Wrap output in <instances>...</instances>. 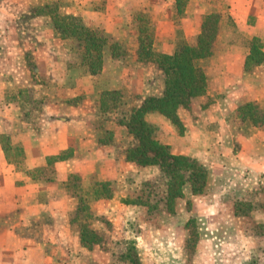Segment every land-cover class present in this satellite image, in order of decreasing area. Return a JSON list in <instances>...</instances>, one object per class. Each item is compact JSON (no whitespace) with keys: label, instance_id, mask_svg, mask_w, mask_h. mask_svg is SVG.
<instances>
[{"label":"crops","instance_id":"0c3cea01","mask_svg":"<svg viewBox=\"0 0 264 264\" xmlns=\"http://www.w3.org/2000/svg\"><path fill=\"white\" fill-rule=\"evenodd\" d=\"M143 1L141 14L149 22L151 17L154 19L156 40L160 43L152 44V37L150 50L154 54L170 55L180 40L195 43L203 17L212 12L217 0H190L194 2V9L180 21L171 19V10H177L176 0ZM48 2L0 0V264H52L55 257L48 253L47 247L79 245V238L65 229L71 214L77 210L78 201L68 195L63 183L71 174L87 176L90 173L99 182H106L114 178V168L120 164L113 155L115 148L103 141L100 127L92 121L98 109L90 107L89 102L91 98L98 99L101 91L121 89L128 72L135 91L144 90L143 83L150 77L142 78L144 82L139 84L138 71L149 65L153 68L149 60L139 58L143 52L139 48L138 27L129 21L128 29L123 21L124 9H131L135 0H128L125 8L121 0H64V12L80 18L86 27L111 30L112 39L120 44L131 34V42L137 46L129 53L137 65L129 67L123 59H106L100 74L89 75L83 81L77 69L65 67L63 77L55 74L61 66L49 57V41L44 46L37 44L43 40L42 31L34 32V43L28 46L24 44V33L11 30V24H17L33 8ZM228 4L225 17L233 22L235 35L227 33L219 49L205 59L202 69L208 80L206 93L192 101L196 107L207 96H218V99L203 109L193 123L184 124L187 127L184 136H173L170 145L174 154L187 153L202 162L206 160L217 172L229 165L236 172L242 169L244 176L247 175L246 181L252 183L264 177V123H251L240 133V154L229 157L227 149L233 141L236 124L228 121L227 115L241 103H256L264 109V59L251 62L247 46L251 39H259L264 58V0H229ZM32 19L36 24L45 21L38 15ZM28 52L38 57L36 65L41 79L35 77L36 82L25 74L23 79L12 75L24 72L26 64L22 56ZM94 81L100 88L96 92L91 90ZM28 89L43 100L35 113V125L24 116V107L20 104ZM15 136L18 139L14 147L24 156V171L17 170L9 160L6 155L9 148L2 142L3 139L14 142ZM192 141L196 147L189 145ZM174 142L182 149L177 151ZM61 154L66 155L64 160H50ZM49 169L50 175L45 176ZM215 177L219 180L221 176ZM65 201L67 204H63ZM43 216H47L49 226L43 225Z\"/></svg>","mask_w":264,"mask_h":264},{"label":"rangeland","instance_id":"374dc122","mask_svg":"<svg viewBox=\"0 0 264 264\" xmlns=\"http://www.w3.org/2000/svg\"><path fill=\"white\" fill-rule=\"evenodd\" d=\"M51 1L49 0L48 3ZM121 1L125 8L128 0ZM186 1L184 6L171 10L173 21H180L183 15L193 11L194 2ZM135 2L131 9L127 11L124 9L123 21L128 29H130L129 21H133L136 28L140 27L139 14L143 12L144 1L135 0ZM228 2L229 0H217L211 12L218 13L222 17L219 20L213 50L219 49L227 33L234 36L236 32V28L225 17L228 14ZM63 3L64 0H60L57 12L60 15L66 14ZM36 15L42 16L45 21L36 24L32 19ZM146 21L145 28H148L146 32L148 34L145 33V36L150 35V38H147L150 39V44L153 37L152 44L159 45L156 40L154 19L151 17L150 22ZM93 29L99 30L107 37L104 60L123 59L129 67L137 65V60L129 53L134 46H137L131 42V34L127 41H124L125 43L120 44L112 39L111 30ZM11 30L24 33L26 41L22 43L28 46L34 43V32L41 30L43 40L37 44L44 46L49 41L47 46L49 57L54 62H59L61 70L63 69L56 71L55 74L63 77L64 68L69 67L77 69L80 80L86 79L89 75L95 77L98 75H91L86 71L78 55V43L56 37L49 18L44 14L39 15L35 8L22 21L11 24ZM124 31L127 32V29ZM124 36L126 38V33ZM51 39L54 41L51 42ZM171 41L174 43L176 38ZM262 41L264 44V40ZM150 46L152 48L153 45ZM139 48L143 53L146 52L144 46ZM259 52V55L253 56V63L264 59L261 49ZM22 58L26 69L24 72H13L12 75L23 79L25 74L35 82L37 81L35 77L41 79L36 65L38 57L28 52ZM139 58L149 60L153 64V68L149 65L147 69L138 71L139 84L140 81L144 82L142 78L150 77L148 82L143 83L144 87H142L145 91L141 86L138 89L142 90L138 93L135 91L136 86H132L133 81H130V72H128L129 75L126 76L128 80L124 79L121 89L101 91L98 99L91 98L89 102L90 107L98 109L92 121L98 125V128L100 127L103 141L115 148L114 158L120 161L119 166L114 168V178L106 181L112 197L95 202L89 201V197L84 194L85 190L95 182H99L91 173L87 176L78 175L79 178L75 180L69 179L72 188L63 186L64 189L76 200V203L78 197L86 198L87 208L77 215H75L76 211L72 213L65 229L76 235L79 242V235L84 233V230L93 233L94 237L89 242L90 248L82 246L81 242L77 246L69 244L47 247L48 253L55 257L52 264H129L126 251L132 246L135 247L142 264H264V177L251 183L246 181L247 175L244 176L242 169L236 172L237 169L229 165L226 170L224 168L222 172H217L207 164L206 160L202 162L187 153L174 154L171 149L170 138L183 137L187 130L185 125L198 119L200 117L198 114L215 103L214 99H218V96H207V99L196 107L192 100L186 108L180 107L177 111L180 126L172 125L157 112L146 116L147 121L158 128L159 139L169 146L172 154L193 158L207 170V183L202 193L192 194L189 185L186 184L182 187L183 197L168 207L167 178L160 167L140 166L128 159V154L137 145L135 137L126 127L131 111L139 107L146 98L161 96L165 86V75L157 66V56L152 55L147 58L145 54H141ZM204 61L205 59L200 61L201 67ZM95 82L91 85L92 92L100 90L98 83ZM31 90H26L20 104L24 107V116L35 125L37 123L35 113L41 107L43 100L35 97V91ZM227 116L228 121L236 124L233 141L229 143L227 149L229 157H234L239 155L241 150L242 134H239L251 123H261L260 120L264 119V109H260L256 103H241ZM17 139L15 136L14 142L8 141L13 148ZM194 143L192 141L189 145L196 147ZM174 145L177 151L182 149L180 144L174 142ZM49 171L50 169L45 172V176L50 175ZM216 175L221 176L219 180L216 179ZM67 201L69 202V199ZM41 221L43 225L51 224L47 216H43ZM45 232L42 233L43 236L46 235Z\"/></svg>","mask_w":264,"mask_h":264},{"label":"trees","instance_id":"16d2710c","mask_svg":"<svg viewBox=\"0 0 264 264\" xmlns=\"http://www.w3.org/2000/svg\"><path fill=\"white\" fill-rule=\"evenodd\" d=\"M186 0H176L177 7L184 6ZM60 0H52L49 4L36 7L39 15L44 14L52 24L54 35L61 39L74 40L78 43V55L86 71L91 75L99 74L103 67L107 37L97 29L86 27L82 20L68 14H58ZM140 27L138 38L141 47H145V57L157 56V66L165 75L164 91L159 97L146 98L139 107L134 108L126 123V127L133 134L137 141L136 147L128 154V159L140 166L157 165L167 178L166 204L168 207L183 197L182 187L189 185L192 194L202 193L207 183V170L193 158L174 155L170 152L167 144L158 137V128L149 123L146 116L149 113L157 112L172 125L180 126L181 122L177 115L180 107L186 108L193 98L205 95L207 89V77L200 65V61L213 54V43L218 33L220 15L210 13L203 17L201 32L194 44L185 40L178 41L175 51L170 54H154L150 50V35L145 36L146 15L139 14ZM232 26L233 22L227 18ZM148 23V20L146 21ZM148 33H146L147 35ZM152 40V39H151ZM250 49L249 60L260 54L262 43L259 39L253 38L247 42ZM258 60L256 63H258ZM264 123V119L260 120ZM6 155L15 164L17 170H25L24 156L18 148L9 146L7 139H3ZM66 155L61 154L50 160H64ZM77 174L68 176L65 187L70 189L69 179H78ZM89 201L95 202L101 199L112 197L107 182H95L84 192ZM86 198L78 197V207L75 215L86 209ZM127 203V202H126ZM88 233V234H87ZM91 234V235H90ZM80 242L84 247L90 248L89 242L94 234L84 230L80 233ZM126 259L129 264H142L134 246L126 251Z\"/></svg>","mask_w":264,"mask_h":264}]
</instances>
